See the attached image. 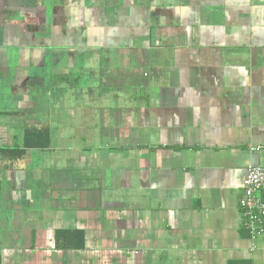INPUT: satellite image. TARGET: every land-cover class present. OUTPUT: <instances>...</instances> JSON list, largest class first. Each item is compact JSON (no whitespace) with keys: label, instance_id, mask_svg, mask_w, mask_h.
Instances as JSON below:
<instances>
[{"label":"crops","instance_id":"obj_1","mask_svg":"<svg viewBox=\"0 0 264 264\" xmlns=\"http://www.w3.org/2000/svg\"><path fill=\"white\" fill-rule=\"evenodd\" d=\"M249 166L264 0H0V264H264Z\"/></svg>","mask_w":264,"mask_h":264},{"label":"built area","instance_id":"obj_2","mask_svg":"<svg viewBox=\"0 0 264 264\" xmlns=\"http://www.w3.org/2000/svg\"><path fill=\"white\" fill-rule=\"evenodd\" d=\"M250 151H259L251 148ZM243 229L251 241H264V167L249 166L243 182V196L239 201Z\"/></svg>","mask_w":264,"mask_h":264},{"label":"trees","instance_id":"obj_3","mask_svg":"<svg viewBox=\"0 0 264 264\" xmlns=\"http://www.w3.org/2000/svg\"><path fill=\"white\" fill-rule=\"evenodd\" d=\"M45 130H26L25 146L43 148L47 145ZM56 246L59 249H78L82 245V236L79 232L60 231L55 234Z\"/></svg>","mask_w":264,"mask_h":264}]
</instances>
